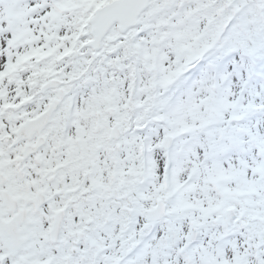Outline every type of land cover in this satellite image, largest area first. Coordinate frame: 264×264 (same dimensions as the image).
<instances>
[{
	"label": "snow or ice",
	"instance_id": "snow-or-ice-1",
	"mask_svg": "<svg viewBox=\"0 0 264 264\" xmlns=\"http://www.w3.org/2000/svg\"><path fill=\"white\" fill-rule=\"evenodd\" d=\"M0 264H264V0H0Z\"/></svg>",
	"mask_w": 264,
	"mask_h": 264
}]
</instances>
